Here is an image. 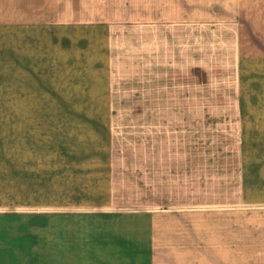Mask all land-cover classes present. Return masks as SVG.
<instances>
[{"label": "crops", "instance_id": "crops-1", "mask_svg": "<svg viewBox=\"0 0 264 264\" xmlns=\"http://www.w3.org/2000/svg\"><path fill=\"white\" fill-rule=\"evenodd\" d=\"M19 1L0 0V264H155L169 259L157 244L166 213L184 220L264 206L261 0L244 1L222 24L123 29L132 32L133 79L146 85L152 106L80 114L67 97L69 23L58 30L55 11L42 15L46 0ZM213 27L234 37V62L218 92L203 82L215 90L199 106L201 65L185 64L177 43ZM137 68L145 80L137 81ZM169 83L189 106H168ZM74 115L97 117L81 120L87 130L76 150ZM222 228L216 221L210 240L218 259L227 258L217 247L229 239Z\"/></svg>", "mask_w": 264, "mask_h": 264}, {"label": "rangeland", "instance_id": "rangeland-1", "mask_svg": "<svg viewBox=\"0 0 264 264\" xmlns=\"http://www.w3.org/2000/svg\"><path fill=\"white\" fill-rule=\"evenodd\" d=\"M244 1L246 0H46L40 9L42 15L46 16L50 9L56 12L58 30L64 27L60 26L62 23H69L66 45L67 73L71 62V81L70 87L67 84V97L70 95L74 114H80L84 113L79 112L81 109L152 106V100L147 99L149 95L145 91L146 85L135 83L132 76V32L124 31L128 27L147 21H168L170 24L183 20L192 23L212 21L213 25L222 24L235 18L236 10L239 6L242 7ZM9 2L13 3L12 0ZM261 5L264 11V0H261ZM208 26L209 24L206 25ZM214 27L212 31L208 29L210 26L202 30L200 35L191 38L193 41L187 38L188 40L177 43L185 50V64L190 61L191 64L196 62L201 65L199 106H207L208 99L215 90V87L204 83L212 82L217 87L215 92H218L225 78L230 80L231 63L234 62V37L226 31L224 33V30H215ZM58 46H64V43L58 40ZM68 48L71 49L70 53ZM169 54L172 55V52ZM140 72L141 69L137 68V81L144 79ZM257 74L261 79L258 88L264 90V71L261 74L259 70ZM170 81H173L171 77ZM175 87V84L169 83V95L174 99L169 100L168 106H189L191 101L177 99ZM186 87H190L186 90V95L192 96V86ZM159 102L154 101V106H161ZM84 118L97 117L74 115V150L81 146V140L86 135L85 123L81 124ZM166 214L169 216L160 219H164V224L169 228L157 238V244L164 242L168 247L169 259H159L155 264H264V206L250 207L248 211L234 210L226 216H209L207 211H197L187 213L184 220L180 211L174 210ZM219 220H222V230L229 236L226 244H217V247L227 252L226 259L216 257L210 241L215 233L216 221ZM216 253L223 254L218 248Z\"/></svg>", "mask_w": 264, "mask_h": 264}]
</instances>
